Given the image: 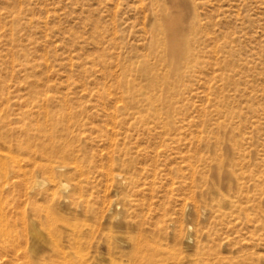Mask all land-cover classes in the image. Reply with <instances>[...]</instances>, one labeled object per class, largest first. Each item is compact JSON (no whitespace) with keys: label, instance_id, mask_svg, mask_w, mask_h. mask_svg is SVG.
I'll use <instances>...</instances> for the list:
<instances>
[{"label":"rangeland","instance_id":"374dc122","mask_svg":"<svg viewBox=\"0 0 264 264\" xmlns=\"http://www.w3.org/2000/svg\"><path fill=\"white\" fill-rule=\"evenodd\" d=\"M166 9L187 27L175 68ZM30 143L44 162L70 143L90 172L62 189L21 162L0 180V206L26 218L15 264L66 226L87 264H264V0H0V149ZM119 153L136 184L116 179ZM36 208L56 212L52 233Z\"/></svg>","mask_w":264,"mask_h":264},{"label":"bare ground","instance_id":"6f19581e","mask_svg":"<svg viewBox=\"0 0 264 264\" xmlns=\"http://www.w3.org/2000/svg\"><path fill=\"white\" fill-rule=\"evenodd\" d=\"M170 13H171V11H169V9L165 10V16H167V17H165L163 19L164 22L162 23V25L160 24V29L162 31L161 43L163 44L162 47L165 48V55L168 57L167 59L169 61L170 67L175 68L177 66V64L179 62V58L181 56L182 46H184V44H185L184 35L187 32L186 31L187 27L185 29V27L182 24H181L182 26L180 27L181 21L175 16L174 17L172 15L170 16ZM191 29L192 28H190V30ZM189 40H188V42H189ZM188 42H186V43L188 44ZM180 45H181V47H180ZM182 53H185V52L182 51ZM59 117H61V116H59ZM60 120H61V118H60ZM65 131H66L65 129H62V130H60L59 134H61L62 132L64 133ZM53 140H55V137H53ZM42 141H43V139H42ZM46 145H48V144L46 143ZM16 148H18V147H16ZM5 149L4 150L0 149V180L3 181L5 184L11 183L10 179L13 177V175H16V174L18 175L19 173L26 172L29 169V171H28L29 173L36 171L37 173H40L42 175L45 174L46 177L49 176L47 178L49 180V183L50 182H51V184L55 183L60 188L66 189L68 187V184L63 182L62 180L59 181V179H58L59 175H65L66 174L65 176H67V174L73 173V174H77L79 176L84 175V177L86 176V179H87L88 178L87 174L90 172V168L85 167V165H83V163L87 160L86 155L85 154L80 155L79 153H75V151H74L75 149L73 148V145H70V143L56 145V147H54L53 150L48 151V153H46V155L48 157L45 158L46 162L43 161L44 158L41 154V151H40L41 149L39 148V146L37 144H34V143L26 144L25 146L18 148L19 151L23 155L22 158H19L17 155H13L11 153V151H12L11 148H8L7 150H5ZM77 150L79 152L82 151L81 148L80 149L78 148ZM117 157L119 158L120 165L123 167V169L126 170V172L124 174H116L115 175L116 179L117 180L121 179L123 181L128 182V184H131V185L136 184L135 177H134L135 168L132 164V161L127 157L126 153H119ZM21 162H24L27 165L28 169L25 170L24 166L23 167L21 166ZM130 170L132 172H130ZM30 176H31V173H30ZM21 178L24 179L23 177H21ZM37 178L38 179L34 183L31 184L29 189L33 190L37 186H39V188H40L42 185H44V182H45L44 178H42V179H40L39 177H37ZM74 179H75V177H74ZM55 184H53V186H56ZM76 186H77V190L80 192L82 189L79 187V184L77 183V181H76ZM26 188H27V186H26ZM1 189L2 188H1V184H0V192H1ZM47 190H49V189H47ZM25 191L27 192V189ZM26 192H25V194H26ZM0 194H3V193H0ZM25 194H23L22 196L24 197ZM37 194H38V192H37ZM1 196H3V195H1ZM23 197H22V199H24ZM1 198H3V197H1ZM52 199H51V201H52ZM0 201H1V199H0ZM1 202H3V201H1ZM1 202H0V204H1ZM24 204L26 205V202ZM82 204H83V202H82ZM20 206L21 205H19V207ZM4 207L5 206H3V205L0 206V257H3L5 264H13L17 260L19 255L22 256L21 254H23V256H25L24 253H27L24 249L26 246L23 247L22 242L25 244L28 240H26L24 237H22V238H24V239H22L24 241L21 242V238H20L18 232L16 231L18 221L20 219H22V217L20 218L19 216H22L23 213L20 215L18 213L19 211L17 212L18 214L14 213V211H9V213H8L7 208L6 207L4 208ZM14 208H16V207L14 206ZM81 208H83V207H81ZM85 208H87V207H85ZM18 209H20V208H17V210ZM22 209H24V207ZM22 211H25V209ZM24 214H23V218L25 217ZM24 219H26V218H24ZM32 219L34 222H32V221L31 222L37 225V227H38L37 230H39L43 233L49 234L50 232L52 233V230L54 229V227H56L55 225L57 224L56 221L58 218L56 216V212L53 209L36 208V209L32 210ZM24 221L26 223V220L22 219L23 223H24ZM32 223H31V225H33ZM32 227L35 228V225H33ZM66 228L69 229L70 233L65 231L66 233H68L65 244L59 243L56 240V238H58L57 235L55 237H52L49 235L50 237L46 243V247L44 249H37V250L32 249V250H30L29 258L27 256L28 259L25 258L26 256L22 257L24 259V261H28V263L26 262L27 264H87L85 259L82 256H80L81 242H80V238H79L80 237L79 231H77L76 227L66 226ZM21 232H22V230H21ZM22 233L23 234H21V235H24V232H22ZM26 235H27V230H26ZM60 237H61V235H60ZM25 240H26V242H25ZM25 259H27V260H25ZM26 263H24V264H26Z\"/></svg>","mask_w":264,"mask_h":264}]
</instances>
